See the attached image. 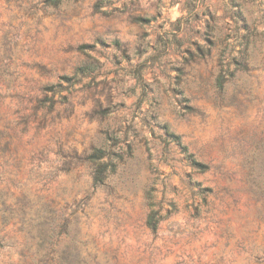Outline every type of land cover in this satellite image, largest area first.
<instances>
[{"label": "rangeland", "instance_id": "rangeland-1", "mask_svg": "<svg viewBox=\"0 0 264 264\" xmlns=\"http://www.w3.org/2000/svg\"><path fill=\"white\" fill-rule=\"evenodd\" d=\"M86 63L64 102L41 90ZM164 123L208 164L207 206ZM109 143L122 159L94 185ZM153 184L175 203L155 231ZM77 259L264 264V0H0V264Z\"/></svg>", "mask_w": 264, "mask_h": 264}, {"label": "trees", "instance_id": "trees-1", "mask_svg": "<svg viewBox=\"0 0 264 264\" xmlns=\"http://www.w3.org/2000/svg\"><path fill=\"white\" fill-rule=\"evenodd\" d=\"M61 1L62 0H46V4L56 7ZM178 40L179 39L176 41ZM89 69H92V66L88 63L80 65L75 69L71 76L62 75L59 77L57 83L43 85L41 90L45 93L51 92L52 94H57V101L64 102L67 98L68 91L66 90L67 92L62 94L63 89H67L62 87V83L66 82L69 86L73 83L81 82ZM134 77L137 83L142 81L139 69L136 70ZM44 102V99H37L36 108L43 107ZM51 108L52 105L48 106L46 111L49 112ZM162 129L163 134L161 135V142L163 143V158H168L172 154L179 156V161L188 169L185 173L187 182L192 184V189H197L195 194L199 197V205L207 206L209 202L208 199L212 195V188L203 185L200 181L196 180L194 176L207 171L209 169L208 164L197 158L195 153L188 148L187 144L182 142L181 136L171 131L166 123L163 124ZM86 159L92 169L93 184L103 185L108 176L116 171L118 164L122 159V155L113 151L111 143H109L100 147H93ZM153 172L157 173L158 167L154 168ZM158 193V189L153 184L147 188L144 194L146 205L148 207L145 224L152 231H155L158 228L160 221H162L167 215L175 212V203L172 200L164 203L163 198L159 197ZM164 204L167 205V208L164 207ZM197 209L198 206H196L195 210ZM73 264H83V262L77 259Z\"/></svg>", "mask_w": 264, "mask_h": 264}]
</instances>
